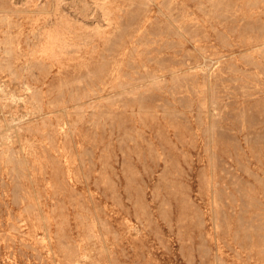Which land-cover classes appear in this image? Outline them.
<instances>
[{
  "label": "rangeland",
  "instance_id": "obj_1",
  "mask_svg": "<svg viewBox=\"0 0 264 264\" xmlns=\"http://www.w3.org/2000/svg\"><path fill=\"white\" fill-rule=\"evenodd\" d=\"M0 87V264H264V0H0Z\"/></svg>",
  "mask_w": 264,
  "mask_h": 264
},
{
  "label": "bare ground",
  "instance_id": "obj_2",
  "mask_svg": "<svg viewBox=\"0 0 264 264\" xmlns=\"http://www.w3.org/2000/svg\"><path fill=\"white\" fill-rule=\"evenodd\" d=\"M62 1V0H61ZM38 4H40V3H38ZM10 5V4H9ZM37 5V4H36ZM104 5V4H103ZM6 8V7H5ZM101 8V7H100ZM54 10V9H53ZM16 11V10H15ZM58 11V10H57ZM55 12V11H54ZM15 16V15H14ZM45 17V16H44ZM66 19V18H65ZM69 21V20H68ZM51 22V21H50ZM174 24V23H173ZM51 25V24H50ZM55 27V26H54ZM60 29V28H59ZM65 30V29H64ZM42 39V38H41ZM51 43V42H50ZM21 44V43H20ZM67 45V44H66ZM65 47V46H64ZM25 50V49H24ZM43 50V49H42ZM52 51V50H51ZM39 53V52H38ZM60 54V53H59ZM63 55V54H62ZM57 60V59H56ZM28 61V60H27ZM27 63V62H26ZM21 66V65H20ZM26 68V67H25ZM28 79V78H27ZM19 82V81H18ZM2 85V84H1ZM29 85V84H28ZM3 87V86H2ZM2 87H0V90H1V88ZM3 89V88H2ZM25 89V88H24ZM13 91V90H12ZM2 93H4V92H2ZM9 95V94H8ZM15 98V97H14ZM19 98V97H18ZM32 105V104H31ZM3 107V106H2ZM16 115V114H15ZM22 118V117H21ZM17 120V119H16ZM30 122V121H29ZM4 124V123H3ZM5 126V125H4ZM2 136V135H1ZM12 138V137H11ZM5 143V142H4ZM17 143V142H16ZM18 144V143H17ZM19 150V149H18ZM4 161V160H3ZM9 185V184H8ZM52 257V256H51ZM75 264V263H74Z\"/></svg>",
  "mask_w": 264,
  "mask_h": 264
}]
</instances>
